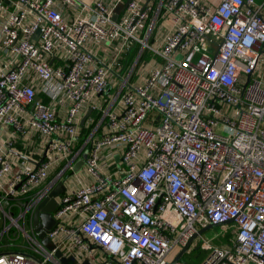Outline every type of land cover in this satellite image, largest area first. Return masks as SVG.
<instances>
[{"label":"built area","instance_id":"obj_1","mask_svg":"<svg viewBox=\"0 0 264 264\" xmlns=\"http://www.w3.org/2000/svg\"><path fill=\"white\" fill-rule=\"evenodd\" d=\"M126 1L0 0V264H264V3Z\"/></svg>","mask_w":264,"mask_h":264},{"label":"water","instance_id":"obj_2","mask_svg":"<svg viewBox=\"0 0 264 264\" xmlns=\"http://www.w3.org/2000/svg\"><path fill=\"white\" fill-rule=\"evenodd\" d=\"M131 0H127L125 4H120L115 9L116 15L123 10L126 5ZM114 16L116 19L117 16ZM65 191V186L62 182H60L55 189L50 193L49 197L46 198L44 201H42L37 210L34 213V226L35 231L41 242L49 249L53 250L55 248L54 243L47 237V234L53 229V227L56 225V221L53 218L52 214L58 207V201L57 198L62 195ZM221 224H210L206 228L201 229L197 234L192 237V239L189 241V243L183 247L179 253V255L173 260V262H177L179 260H182L183 254L187 251L189 246L191 245L192 241L196 238H198L200 235L204 234L208 230L218 227ZM55 257L59 259L63 264H80L77 260L74 259V257H64L63 253L61 251L55 252ZM82 264H91L88 260L84 261Z\"/></svg>","mask_w":264,"mask_h":264},{"label":"rangeland","instance_id":"obj_3","mask_svg":"<svg viewBox=\"0 0 264 264\" xmlns=\"http://www.w3.org/2000/svg\"><path fill=\"white\" fill-rule=\"evenodd\" d=\"M153 55L154 54L150 51L146 52L144 57H143V60H145V62H147V61L150 62L153 59ZM125 68H126V66H125ZM117 158L119 160L121 158V155H118ZM82 168H83V162L81 159H79L75 164V172L74 173L69 172L67 174V176L64 178L65 183L69 184L71 182L70 179H72L73 183H76L77 180H76L74 174L80 175L82 173ZM205 235H206V237L211 238L215 235L222 237L224 234H223L222 229L220 227H214L211 230L207 231L205 233ZM196 243H198V242H196ZM216 243H219V240L216 241ZM198 250H200V249H198ZM198 250L195 251V250H193V247H191L183 255V261L188 263V264H202V262L207 258L208 253H206V252L200 253V251H198ZM193 251H195V252H193ZM88 259L94 264H100L101 261L103 260L102 253L98 252V250H95V253L90 254L88 256Z\"/></svg>","mask_w":264,"mask_h":264},{"label":"crops","instance_id":"obj_4","mask_svg":"<svg viewBox=\"0 0 264 264\" xmlns=\"http://www.w3.org/2000/svg\"><path fill=\"white\" fill-rule=\"evenodd\" d=\"M257 1V3H259V4H262V3H264V0H256ZM159 23H161V21H158ZM160 27H161V25L160 24H158L157 25V27H156V29L154 30V33H153V37L151 38V42L152 43H159L160 41H161V39H162V37H163V35H164V33L163 32H160L159 30H160ZM140 50V47L139 46H136L135 47V49L133 50V52H134V54L132 55V57L130 58V60L129 61H131L132 60V58H133V56L135 55V53L137 52V51H139ZM146 52H149L148 50L147 51H145V53ZM151 52V51H150ZM143 57H144V55L141 57V59H140V64H142V63H144L143 64V67L144 68H146L147 67V70H149V72H150V70H152V68L153 67H155V65L156 64H158L160 61H161V59L159 58V57H157V56H154L153 55V59L149 62V61H147V62H145V60H143ZM147 65V66H146ZM260 70L263 72V75H264V62H263V65L261 66V68H260ZM43 100L45 101V102H48V99H46V98H43ZM92 116V111H89L88 112V114H87V116H86V120H88L90 117ZM94 116H96V115H94ZM96 118V117H95ZM94 126V125H93ZM92 126V127H93ZM101 133H102V129H100V131L98 132V135H101ZM78 177H80L83 181L84 180H89L90 178H87L86 177V175H85V172H84V167L82 168V173L80 174V175H78ZM77 180V179H76ZM70 183L68 184V186H72V187H76V186H78V184H77V182L76 183H73L72 182V179H70ZM219 242H222V240L220 239V241ZM229 241L228 240H226L224 243H228ZM193 250H195V251H197L198 249H193ZM181 251V250H180ZM180 251L179 250H175V251H173L171 254H170V256H169V259L170 260H174L178 255H179V253H180ZM195 251H193V252H195ZM198 251H200V253L201 252H203V251H201V250H198ZM98 252H100L99 250H98ZM187 252V251H186ZM185 252V253H186ZM101 253V252H100ZM184 253V254H185ZM183 254V255H184ZM103 256V255H102ZM182 259H183V256H182ZM112 264H117L116 262H113Z\"/></svg>","mask_w":264,"mask_h":264},{"label":"trees","instance_id":"obj_5","mask_svg":"<svg viewBox=\"0 0 264 264\" xmlns=\"http://www.w3.org/2000/svg\"><path fill=\"white\" fill-rule=\"evenodd\" d=\"M96 118H98V115H96ZM85 135H87L89 132H90V129H85ZM221 240H222V242L224 243L226 240H230V236L229 235H226V236H224V237H221ZM14 249H16V248H14Z\"/></svg>","mask_w":264,"mask_h":264}]
</instances>
